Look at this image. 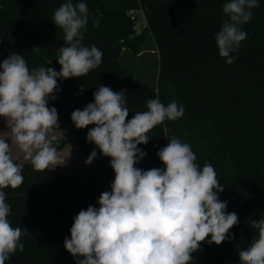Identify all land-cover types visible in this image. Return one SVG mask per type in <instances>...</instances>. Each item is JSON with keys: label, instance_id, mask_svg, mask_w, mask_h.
Listing matches in <instances>:
<instances>
[{"label": "trees", "instance_id": "trees-1", "mask_svg": "<svg viewBox=\"0 0 264 264\" xmlns=\"http://www.w3.org/2000/svg\"><path fill=\"white\" fill-rule=\"evenodd\" d=\"M64 2L0 0V63L10 53H18L30 71L51 67L58 72L51 62L61 69L58 52L66 43L52 18ZM78 2L86 3L90 13L81 30L82 43L100 49L102 63L79 78L58 79V91L51 98L58 119L70 128L54 146L63 149L76 135L79 152L89 156L96 150L97 157L85 169L72 167L70 172L35 171L26 160L21 164L23 183L2 190L10 205L11 225L27 234L21 237L23 251L17 250L5 264H76L64 247L65 238H70L71 213L75 217L89 205L99 207L100 194L111 191L115 178L110 158L87 142V132L94 125L76 129L71 121L74 110L94 102L93 93L100 85L126 92L127 119L146 111V102L157 97L165 105L175 100L183 106L181 118L165 120L150 130L149 142L138 145L147 155L135 166L163 168L157 152L172 137L191 145L201 167L211 163L224 186L219 198L228 202L226 211L235 212L239 223L229 230L231 239L220 245L203 242L192 254L193 261L239 264V253L258 237L251 221L264 218V0H259L252 18L242 26L247 38L233 53L230 65L219 56L215 42L227 19L223 5L230 0H73ZM139 9L147 22L140 32L134 19ZM97 15L99 26L94 27ZM147 32L159 54L154 85L129 78L120 61L125 50L136 55L144 51Z\"/></svg>", "mask_w": 264, "mask_h": 264}, {"label": "clouds", "instance_id": "clouds-1", "mask_svg": "<svg viewBox=\"0 0 264 264\" xmlns=\"http://www.w3.org/2000/svg\"><path fill=\"white\" fill-rule=\"evenodd\" d=\"M258 6L259 0H230L223 5L227 19L215 42L227 64L234 62L233 53L247 38L242 26ZM89 19L84 2L66 0L54 10L52 21L63 30L66 43L58 52L59 72L51 67L30 71L18 53H10L0 63V117L35 171L67 163L54 146L57 109L47 105L58 91V79L79 78L102 63V51L82 43L81 30ZM99 20V15L93 18L94 27ZM93 97L94 102L71 113V121L76 129L94 125L87 132V142L110 158L115 178L111 191L100 194L99 207L89 205L73 219L64 247L76 264H194L192 254L203 242L220 245L231 239L229 230L239 223L238 215L226 211L228 202L219 198L224 186L213 165L205 162L201 167L190 144L178 137L168 138L157 152L163 168L135 166L147 155L138 145L149 142L150 130L165 120L181 118L183 106L175 100L165 105L157 97L146 102V111L127 119L124 90L114 92L100 85ZM96 157L93 150L85 164H92ZM23 179L22 166L13 160L10 144L0 138V264L24 249L21 237L27 231L11 225L10 205L2 190L18 188ZM250 227L258 237L239 253V264H264V218L252 220Z\"/></svg>", "mask_w": 264, "mask_h": 264}, {"label": "rangeland", "instance_id": "rangeland-1", "mask_svg": "<svg viewBox=\"0 0 264 264\" xmlns=\"http://www.w3.org/2000/svg\"><path fill=\"white\" fill-rule=\"evenodd\" d=\"M134 19L136 20L137 31H143L147 25L144 11L139 9L134 12ZM156 43L152 34L147 32L146 43L144 45V51L141 54L136 55L132 50H125L122 52L120 61L125 69H127L128 77L131 79L144 81L150 85H154L157 81L156 68L159 66V54L156 53ZM48 107H55L50 97ZM59 128L55 129L54 134L57 138H66L68 135L69 125L63 123L58 119ZM0 138L5 139L11 146V154L13 160L22 164L24 159V153L16 147L12 142V139L8 133V127L5 119L0 117ZM64 159L67 160L65 166H57L53 170L56 172H70L72 167L77 169H85L88 165L85 164L88 158L87 154L79 152V145L77 144L76 135L63 149H57Z\"/></svg>", "mask_w": 264, "mask_h": 264}, {"label": "water", "instance_id": "water-1", "mask_svg": "<svg viewBox=\"0 0 264 264\" xmlns=\"http://www.w3.org/2000/svg\"><path fill=\"white\" fill-rule=\"evenodd\" d=\"M53 65H55L56 66V68H57V70H58V72L60 71V68L56 65V64H54L53 62H51ZM58 80H57V85H58ZM94 168H95V163L93 164V167H92V169L90 170V172L88 173V175L89 174H91L92 172H93V170H94ZM68 185H66L63 189H62V191H61V195H62V193H63V191H64V189L67 187ZM71 215H72V217H73V219H74V216H73V214L71 213Z\"/></svg>", "mask_w": 264, "mask_h": 264}, {"label": "crops", "instance_id": "crops-1", "mask_svg": "<svg viewBox=\"0 0 264 264\" xmlns=\"http://www.w3.org/2000/svg\"><path fill=\"white\" fill-rule=\"evenodd\" d=\"M21 165V164H20Z\"/></svg>", "mask_w": 264, "mask_h": 264}]
</instances>
